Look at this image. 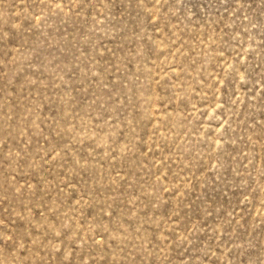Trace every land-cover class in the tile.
<instances>
[{
	"label": "rangeland",
	"instance_id": "374dc122",
	"mask_svg": "<svg viewBox=\"0 0 264 264\" xmlns=\"http://www.w3.org/2000/svg\"><path fill=\"white\" fill-rule=\"evenodd\" d=\"M0 264H264V0H0Z\"/></svg>",
	"mask_w": 264,
	"mask_h": 264
}]
</instances>
